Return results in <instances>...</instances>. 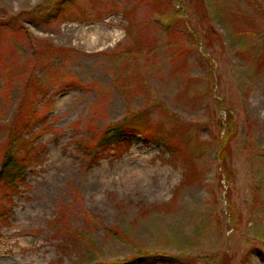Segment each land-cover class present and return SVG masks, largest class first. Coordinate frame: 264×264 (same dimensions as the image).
Returning <instances> with one entry per match:
<instances>
[{
	"label": "rangeland",
	"instance_id": "1",
	"mask_svg": "<svg viewBox=\"0 0 264 264\" xmlns=\"http://www.w3.org/2000/svg\"><path fill=\"white\" fill-rule=\"evenodd\" d=\"M202 1L0 0V164L30 77L38 115L0 186V264H264V9ZM96 26V49L65 38ZM118 124L141 133L96 150Z\"/></svg>",
	"mask_w": 264,
	"mask_h": 264
},
{
	"label": "trees",
	"instance_id": "2",
	"mask_svg": "<svg viewBox=\"0 0 264 264\" xmlns=\"http://www.w3.org/2000/svg\"><path fill=\"white\" fill-rule=\"evenodd\" d=\"M73 0H59L60 5H67L68 3L72 2ZM197 5L200 10H202L203 1L202 0H196ZM253 4L257 7V10L262 11L264 9V6H262L258 1L251 0ZM204 6V5H203ZM61 9V7L59 6ZM38 9V8H37ZM36 9V10H37ZM34 10V9H33ZM26 11L20 13L18 16H16V19H22L25 18V16L32 15V11ZM203 11V10H202ZM206 9H204L203 17L207 18V14L205 13ZM177 15H182L180 10H177ZM202 16V15H201ZM178 19H182L183 21H186L185 16L177 17ZM45 20V19H44ZM209 20V17H208ZM25 21V19L23 20ZM21 20V22H23ZM188 22V21H186ZM11 21H5V24L10 25ZM171 20L169 19L167 23H165L166 30L168 34L173 36L174 32L178 33L171 27ZM255 31V30H254ZM189 32H187L188 35ZM185 34V33H184ZM219 33L213 28H210L209 31V37L212 39L214 37L216 41H220ZM195 37V35H193ZM191 37V36H190ZM193 39V37H191ZM196 38V37H195ZM262 40L260 41L264 45V33L261 34ZM208 43L210 42L209 38ZM194 40V39H193ZM195 41V40H194ZM197 41V39H196ZM173 46H179L180 42L176 39H173L172 41ZM198 43V41H197ZM183 46L184 43H181ZM201 53V52H200ZM202 54V53H201ZM208 61L211 63V73H213L214 70V63L212 62V59L209 57L207 58ZM36 61H40L38 58H36ZM264 61V59H263ZM32 77L27 79V84L24 87V95L22 98V101L17 109L16 114L10 121L9 125H7V141H6V150L3 155L1 164H0V186L2 189H14L17 188L18 183L20 181H23L25 178V172L27 171L28 165L26 164V160L24 159L26 155L29 153V141L23 138L24 133L30 128L31 122L35 120V116H38L36 114V104L35 99H33L31 96H29L30 86L32 83ZM13 88V85L11 89ZM6 89L9 90V88L6 87ZM5 89V90H6ZM10 89V90H11ZM40 88L37 89V91L40 94ZM220 103V102H218ZM34 109V110H33ZM148 109H141L139 112L135 113L136 116H144L147 113ZM40 119V118H39ZM19 122V123H18ZM235 125V123H233ZM236 125L233 127V131H226L227 134L229 133L231 135L236 134ZM141 131L136 130L134 127H127L123 124L114 125L113 127L109 128L104 136L100 139L98 142V145L96 146V150L100 149L101 147L106 148H117L122 145H126L129 142L131 143V138L137 137ZM226 136V135H225ZM225 139V137H224ZM220 151L218 152V158L221 161V168L222 173L219 174V178L222 179L223 177L226 178V184L229 185L233 178L235 177V171L233 170V162H232V156H231V149H227L226 147H222V144L220 143ZM22 151V154H21ZM158 256L154 255H139L132 258L133 264H150V262L153 259H156ZM128 262L127 264H129Z\"/></svg>",
	"mask_w": 264,
	"mask_h": 264
},
{
	"label": "bare ground",
	"instance_id": "3",
	"mask_svg": "<svg viewBox=\"0 0 264 264\" xmlns=\"http://www.w3.org/2000/svg\"><path fill=\"white\" fill-rule=\"evenodd\" d=\"M108 37H117L116 32L109 33ZM66 39H75L77 44L86 49H96L102 45V28L89 27L80 30H68L65 32Z\"/></svg>",
	"mask_w": 264,
	"mask_h": 264
}]
</instances>
